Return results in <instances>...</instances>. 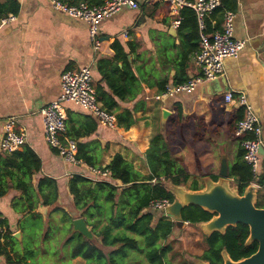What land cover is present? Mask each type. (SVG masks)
I'll return each mask as SVG.
<instances>
[{"label": "crops", "instance_id": "obj_1", "mask_svg": "<svg viewBox=\"0 0 264 264\" xmlns=\"http://www.w3.org/2000/svg\"><path fill=\"white\" fill-rule=\"evenodd\" d=\"M16 1L19 9L13 15L14 19L0 24V122L13 116L17 126L24 128L26 145L41 159V170L34 180L43 176L57 180V206L60 209L51 211L48 206L38 205L32 213L22 214L13 207V199L20 195L19 191L10 189L0 197V226L10 237L0 241L5 244L6 252L0 253V264H47L40 260L46 251L36 253V236L29 221L40 222L37 234L45 240L49 237L46 231L54 229L57 250L52 255L56 264H87L82 257L71 258L66 243L68 227L73 219L78 218L68 191V180L74 173L89 178L93 176L88 165L64 161L46 143L40 109L58 98L63 71L78 70L91 64L92 78L97 80L96 61L99 57L114 56L111 46L114 39L124 46L127 42L132 43L125 48L129 61H135L141 89L133 100L119 101L117 112L122 108L135 109V124L127 129L109 128L74 103L64 104L66 120H72V124L81 125L85 116L95 120V131L79 140L95 142L100 165H107L111 157L119 153L147 175L149 171L143 155L152 134L159 130L161 110L170 111L168 123L178 105L183 116L191 115V181L196 180L202 186L204 176L217 175L221 154L225 155L230 166L239 148V139L231 132V122L242 106L225 101L227 92L233 96L245 93L259 117L264 142V0H237L233 35L245 43L236 57L224 60V76L159 101L153 99L156 93H160L157 82L166 76L171 78L174 73L165 62L166 51L172 43L179 42L176 34L178 20L174 17L179 11L172 10L168 3L157 1L143 4L138 9L125 6L105 17L99 22L101 43L99 50L95 51L85 22L54 10L48 0ZM194 66L193 56L190 77L194 76ZM102 85L106 88L105 84ZM200 118L205 124L202 128L197 125ZM263 171L264 155L260 153L259 175ZM63 211L73 219L64 216ZM87 228L90 230L89 226ZM103 249L107 253L113 248ZM28 251L33 252L32 257L27 255Z\"/></svg>", "mask_w": 264, "mask_h": 264}, {"label": "trees", "instance_id": "obj_2", "mask_svg": "<svg viewBox=\"0 0 264 264\" xmlns=\"http://www.w3.org/2000/svg\"><path fill=\"white\" fill-rule=\"evenodd\" d=\"M62 1L68 4L86 2L97 5L104 0ZM18 9L16 0H0V19L9 14L15 15ZM236 9L237 0H221L220 6L205 17L203 30L199 29L197 16L191 7L184 6L179 10L178 15L174 16L178 20L176 34L179 42L172 43L165 54V62L174 73L171 78L166 76L157 82L160 92L165 90L166 84H180L189 79L190 61L199 50L201 34L211 38L213 32L220 29L223 14L226 11L235 12ZM131 45V42L125 43L127 48ZM111 46L114 56L97 59L96 70L99 78H93L92 85L102 106L115 114L117 126L127 129L136 122L135 109L122 108L117 112L120 109L119 101L133 100L141 89L140 80L135 71V61H129L124 44L114 39ZM195 68L194 66L193 74L196 73ZM102 84H105L106 88ZM243 114L244 109L241 107L232 119L233 134L236 122L242 119ZM71 122L72 120H65V135L77 141V160L88 166L106 169L110 180H93L79 173H74L69 178L68 191L72 195L74 213L76 217L85 218L93 234L92 239L87 238L74 231L70 223L67 230L69 237L66 240L70 257L116 264L117 258H125L128 250H134L144 254L150 264H170L166 259L172 250L168 240L177 228L176 222L162 215V212L157 215L155 211L149 210L148 206L155 200L174 201L175 196L168 184L187 185L192 190L202 187L196 180L189 182L190 175L178 154L183 146L181 136L191 133V115L183 116L182 109L176 105L175 113L170 116L168 123L166 122L165 132L157 130L152 134L143 155L144 165L149 171L147 175H143L119 153L114 154L107 165H100L95 142L79 140L95 131V120L85 116L81 125L76 126ZM197 125L198 128L205 126L201 118ZM243 152L239 144L235 160L229 166V175L239 193L251 181L258 184L260 189L255 206L264 207V171L253 180L251 169L243 159ZM40 170L41 159L27 145L11 153L0 152V197L10 189L19 191L20 195L13 199V207L22 214L32 213L38 205L58 211L60 208L57 206V180L43 176L35 181L34 177ZM211 177L214 180L217 178L216 175ZM63 212L64 216L69 217L66 211ZM181 216L183 222L195 226L199 222L208 221L213 213L191 204L183 208ZM71 218L69 217L70 220ZM248 234V226L241 223L228 226L222 233L214 231L209 235L202 234L205 248L195 258L211 264H222V250H225L232 260L247 257L257 249V242L246 243ZM8 237L1 229L0 241ZM4 245L0 243L1 254L6 253ZM104 247L113 249L105 253ZM27 255L32 257L33 252L28 251Z\"/></svg>", "mask_w": 264, "mask_h": 264}, {"label": "built area", "instance_id": "obj_3", "mask_svg": "<svg viewBox=\"0 0 264 264\" xmlns=\"http://www.w3.org/2000/svg\"><path fill=\"white\" fill-rule=\"evenodd\" d=\"M48 1L54 10L87 24L88 37L95 51L99 50L101 43L99 22L125 6L138 9L143 4L157 1L168 3L174 11H179L182 7L188 6L194 10L199 29L203 30L205 17L221 4V0H104L97 5L86 2L68 4L62 0ZM234 16V11H226L223 14L220 29L215 30L211 38L204 33L201 34L199 50L194 54L196 74L183 83L166 85L165 90L153 96L154 100L159 101L179 92L191 91L202 82L212 81L224 76V60L228 57H236L245 43L244 40L237 39L233 35ZM12 19H14V16L9 14L0 19V24ZM123 35L126 36L127 33L124 31ZM92 68L93 66L88 64L78 70L63 71L60 76L61 90L58 98L40 109L46 143L64 161L72 164L80 161L76 158L77 141L65 135V103H74L104 126L117 127L115 114L107 111L97 99L96 90L92 85ZM224 99L227 102H237L244 109L242 119L236 122L234 135L240 140V146L244 151L243 159L249 165L253 180H255L259 176V150L264 143L261 136L259 117L248 102L244 92H239L236 96H233L231 92H227ZM0 127L1 152L11 153L21 150L26 145V132L24 128L17 126L15 117H8L1 121ZM88 170L91 172L93 176L91 179L93 180H110L109 172L106 169L89 166ZM251 182L255 183L254 181ZM171 203L166 199L155 200L150 202L148 209L155 212H164L165 208ZM170 218L174 220L171 216ZM183 223L188 224V222ZM1 229L2 227H0Z\"/></svg>", "mask_w": 264, "mask_h": 264}, {"label": "water", "instance_id": "obj_4", "mask_svg": "<svg viewBox=\"0 0 264 264\" xmlns=\"http://www.w3.org/2000/svg\"><path fill=\"white\" fill-rule=\"evenodd\" d=\"M169 115V110H161L159 131L162 133L166 130V121ZM259 152L264 155V145L260 147ZM216 176V180L211 175L204 176L202 187L197 190L185 188L186 185L168 184L175 199L162 213L171 216L177 227L183 224L182 210L188 205H196L213 213L208 221L196 224L204 235H209L214 231L222 233L228 226H235L237 223L244 224L248 226L249 230L246 243L257 242L256 251L247 257L232 260L227 252L222 250V264H264V207L255 206L260 187L250 182L239 193L229 175V165L224 154H221ZM230 181L233 186L230 185ZM72 225L75 231L85 237H93L83 217L73 219ZM196 261L197 264H211L199 259Z\"/></svg>", "mask_w": 264, "mask_h": 264}, {"label": "rangeland", "instance_id": "obj_5", "mask_svg": "<svg viewBox=\"0 0 264 264\" xmlns=\"http://www.w3.org/2000/svg\"><path fill=\"white\" fill-rule=\"evenodd\" d=\"M181 140L183 146L178 153L180 160L185 165L191 181V133L190 135H182ZM235 140V138L233 139ZM201 182H203L201 180ZM230 185L233 186V183L230 181ZM187 185L185 186V188ZM156 214H161V212H156ZM164 216H168L162 214ZM170 217V216H168ZM31 231H34L35 234V244L37 247L36 253L40 251H46L42 254L41 263L45 262L47 264H56V261L53 258L52 253L57 250L56 240L53 238L54 229L50 228L49 232L46 231V234L49 235L47 240L42 238L41 234H37L39 231L40 222H28ZM178 229V230H177ZM43 231V230H42ZM202 230L198 226H191L189 224L180 225L179 227L173 230V235L169 237V242L172 245V250L167 254L166 259L170 264H197L195 256L200 254L205 248V244L202 241ZM44 235V232H43ZM109 249V248H108ZM39 260V261H40ZM87 264H105V262L89 260ZM116 264H150L145 258L144 254L128 250L125 258H117Z\"/></svg>", "mask_w": 264, "mask_h": 264}]
</instances>
